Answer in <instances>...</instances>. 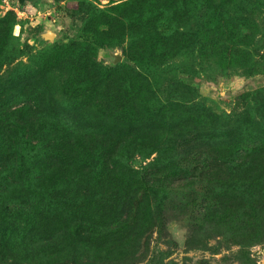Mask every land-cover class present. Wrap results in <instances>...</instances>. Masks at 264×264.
Masks as SVG:
<instances>
[{
	"label": "trees",
	"instance_id": "obj_1",
	"mask_svg": "<svg viewBox=\"0 0 264 264\" xmlns=\"http://www.w3.org/2000/svg\"><path fill=\"white\" fill-rule=\"evenodd\" d=\"M228 6L229 0H128L114 8L89 10L86 26L92 42L61 48L59 56H53L54 60L42 72L44 80L38 74L33 75L34 83L26 86L27 92L16 96L12 95L15 87L11 88V93L1 91V85L9 84H3V77L0 79V216L12 220L13 234L22 231L32 234L41 226L49 233L52 227L44 222L47 209L42 205L53 194L57 195L55 198L60 200L61 206L69 205L71 215L79 211L72 212L78 203L70 204L80 202L81 193L94 185L96 177L90 159L99 160L98 153H102V145H90L92 134H98L101 140L131 146L132 150L127 154L137 149L142 154L159 153L163 146L172 152L176 150L168 146L173 143L171 138L179 135L172 132L174 126L169 133H160V128L171 123V118L168 119L166 107L155 109L156 97L150 80L159 65L156 60L162 55L161 38L168 36L169 45L182 40L191 42L180 30L188 26L194 15L202 14L206 22L198 36L200 48H207L213 58L221 56L219 52L227 43L225 39L233 36L225 10ZM10 21L9 25L14 27L16 23ZM118 25L121 31L129 29L131 34L118 35ZM168 31L173 34L167 35ZM126 37L132 39L131 45L135 46L133 56L124 53L128 58L103 75L89 68L90 60L85 58L94 47L117 46ZM248 40L245 36L241 45H247ZM232 48L229 44L225 46L224 63L235 61ZM81 49L83 55L77 60V52ZM240 49L245 50L241 46ZM240 57L245 60L246 54ZM82 60L86 67L80 62ZM92 69L100 71L95 65ZM124 89L128 94L123 95ZM47 92L50 95L59 92L69 97L74 101L73 111L50 115L39 110V96L45 99ZM10 102L14 107L8 106ZM140 113L141 120L145 119L148 125V128H142L145 132L138 129L136 120ZM189 116L192 122L210 119L211 127L215 124L216 117L200 105L192 107ZM256 126L257 131L244 133L239 141L232 139L235 135H230L234 144L211 151L213 154L208 157L203 156L204 152L197 157L199 148H194L197 156L185 180L169 182L171 176L168 173L160 178L161 169L155 168L160 165L159 158L138 169L125 165L118 168L113 163L102 180L112 181L119 187L127 185L136 194L163 188L173 197L186 201L184 212L191 217L192 224L218 228L240 248H252L264 243V121ZM150 137L154 141L146 142ZM120 152L118 150L116 155ZM58 184L64 187L62 194L54 192ZM48 186L53 190H48ZM111 218L83 224L87 228L83 230V237L80 233L83 241L81 239L79 244L105 250L112 247V243L125 244L136 229L135 223L114 224ZM65 232L64 225L59 233L50 232L57 234L50 243L58 241V247L68 251L75 248L76 241L70 240ZM47 242L49 239L24 244L30 248L32 244L38 253H43Z\"/></svg>",
	"mask_w": 264,
	"mask_h": 264
},
{
	"label": "rangeland",
	"instance_id": "obj_2",
	"mask_svg": "<svg viewBox=\"0 0 264 264\" xmlns=\"http://www.w3.org/2000/svg\"><path fill=\"white\" fill-rule=\"evenodd\" d=\"M125 1L128 0H0V37H3L0 47H5L0 49V79L3 77V84H9L1 85V91L9 92L15 87L12 95L25 94L26 86L34 83L33 75L38 74L44 80L42 72L54 60L53 56H59L61 48L92 42L86 26L89 10H106ZM225 10L233 36L225 39L227 43L221 47V56L213 58L207 48H200L198 36L206 22L202 14L194 15L188 26L180 30L191 42L182 40L169 45L168 36L161 38L162 55L156 60L159 65L150 80L156 97L155 109L166 107L168 119L171 118V123L160 128V133H169L174 126L172 132L179 135L172 137L173 143L168 146L176 150L172 152L163 146L159 148L160 155L155 151L142 154L140 149L127 154L132 150L131 146H125L123 142L114 144L92 134L90 145H102L99 160L90 159L96 180L94 185L87 187L86 193H81L80 202L70 204L78 203L72 212L79 209L82 213L71 215L69 205L61 206L55 194L42 205L47 209L44 222L51 225L50 232L59 233L64 225L69 239L76 241L75 248L65 251L58 247V241L50 243L57 234L46 233L42 226L34 229L32 234L23 231L13 234L12 220L0 216V264H264V243L242 249L218 228L192 224L191 217L184 212L186 201L173 197L171 192L157 188L136 194L127 185L119 187L112 181L102 180L113 163L118 168L125 165L138 169L159 158L160 165L155 168L161 169L160 178L168 173L171 176L169 182L182 181L188 177L191 163L196 159L194 148H199L197 157L200 152L208 157L213 154L211 151L234 144L230 135H235L232 139L239 141L244 133L258 130L256 125L264 121V0H229ZM10 19L16 23L14 27L9 25ZM116 33L131 34L129 29L121 31L120 25L116 26ZM172 34L168 31L167 35ZM245 36L249 38L247 45H241ZM131 42L132 39L126 37L117 46L94 47L85 58L90 60L89 68L98 75L115 70L128 58L124 53L133 56L135 46ZM227 44L233 47L234 64L222 61L226 58ZM82 52L83 49L77 52V60ZM243 53L245 60L240 57ZM80 62L85 65L83 60ZM91 65L100 71L93 70ZM123 92V95L128 94L127 89ZM39 100V110L45 114L61 115L73 111L74 101L59 92L53 95L47 92L45 99L39 96ZM11 105L12 102L8 106L14 107ZM197 105L216 117L213 127L210 119L192 122L189 115L192 107ZM137 118L138 129L145 132L142 130L148 128L145 119L141 120V113ZM228 124L230 126L225 127ZM146 132L150 134L149 130ZM145 141L150 143L154 139L150 137ZM104 146H107L105 150ZM118 150L121 152L116 155ZM206 187L208 189L209 185ZM48 190L53 189L48 186ZM54 190L56 194H62L64 187L58 184ZM99 218H111L114 224L130 221L135 223L136 229L125 244L112 243L107 250L80 245L83 230L87 228L83 224L96 223L95 220L103 222ZM85 219L88 220L84 222ZM78 225L81 226L78 228ZM81 232L82 237L79 236ZM42 239H49L43 253H38L32 244L31 248L24 244Z\"/></svg>",
	"mask_w": 264,
	"mask_h": 264
}]
</instances>
